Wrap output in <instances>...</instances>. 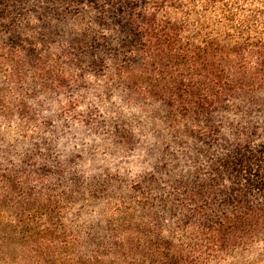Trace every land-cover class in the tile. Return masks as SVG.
Returning a JSON list of instances; mask_svg holds the SVG:
<instances>
[{"label":"trees","instance_id":"trees-1","mask_svg":"<svg viewBox=\"0 0 264 264\" xmlns=\"http://www.w3.org/2000/svg\"><path fill=\"white\" fill-rule=\"evenodd\" d=\"M88 76L117 85L131 105H159L173 127L186 120L191 137L215 138L218 114L251 119L229 124L223 150L190 184L186 221L164 223L134 189L128 205L112 201L102 240L88 237L74 257L80 236L55 222L72 195L39 191L43 175L0 165V255L30 257L24 264H209L263 246L264 257V0H0V119H35L28 84L61 94ZM10 207L14 219H4Z\"/></svg>","mask_w":264,"mask_h":264},{"label":"rangeland","instance_id":"rangeland-1","mask_svg":"<svg viewBox=\"0 0 264 264\" xmlns=\"http://www.w3.org/2000/svg\"><path fill=\"white\" fill-rule=\"evenodd\" d=\"M25 91L36 95L29 99L35 119L20 126L18 120L6 124L0 119V165L43 175L44 182L35 183L39 191L51 186L72 195L75 203L55 217L80 236L81 247L68 250L71 257L85 251L88 237L102 240L112 201L128 205L134 189L145 193L164 223L186 221L182 204L190 184L202 181L201 173L223 150L233 130L229 124L251 119L243 113L218 114L214 123L222 128L207 139L191 137L186 120L173 127L159 105H131L117 85L90 76L61 94L33 84ZM14 213L13 207L6 209L4 219H14ZM48 218L42 216L44 222ZM262 250L255 246L242 257L209 264H264ZM0 258L5 264H24L30 257Z\"/></svg>","mask_w":264,"mask_h":264}]
</instances>
